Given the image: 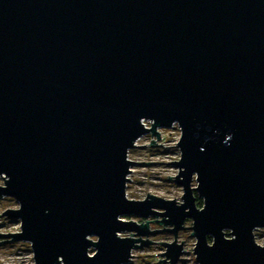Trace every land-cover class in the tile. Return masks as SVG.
<instances>
[{
  "label": "water",
  "instance_id": "water-1",
  "mask_svg": "<svg viewBox=\"0 0 264 264\" xmlns=\"http://www.w3.org/2000/svg\"><path fill=\"white\" fill-rule=\"evenodd\" d=\"M173 124L181 202L125 198L127 151ZM0 178L33 264H128L161 231L176 264L184 228L196 264H264V0H0Z\"/></svg>",
  "mask_w": 264,
  "mask_h": 264
},
{
  "label": "rangeland",
  "instance_id": "rangeland-1",
  "mask_svg": "<svg viewBox=\"0 0 264 264\" xmlns=\"http://www.w3.org/2000/svg\"><path fill=\"white\" fill-rule=\"evenodd\" d=\"M144 127H149V122H143ZM159 138L156 140L150 134L143 135L135 142V147L127 151V159L134 162V166H130V172L126 175L128 181L126 182L125 198L132 200H143L145 195H153L161 197L165 200H175L181 202L182 190L179 186L175 185L172 180L177 174V169L170 161L177 162L179 160V152L176 148L180 132L177 128L170 127L166 129H157ZM155 145H149V141ZM161 144V145H158ZM144 145V146H143ZM136 162H140L135 164ZM149 162V163H147ZM142 163H147L142 164ZM169 163V164H168ZM3 181L0 178V186ZM193 186L195 185L192 181ZM18 204L11 197L0 198V234L19 233L20 224L18 219L7 218L1 213L7 209L16 210ZM129 219L134 220L138 224L144 221L137 217L130 216ZM124 218V219H128ZM150 223L148 230H161L168 229L169 226L158 225L154 220L161 221L159 217L147 218ZM191 221L185 220L183 227H190ZM191 230L184 228L178 231L176 240L178 243L182 241L183 253L180 255L176 264H196L193 257V245L195 239L189 234ZM120 236H126L121 233ZM254 241L257 245L264 242V229L255 230L253 232ZM144 238V237H142ZM11 239L0 237V241H9ZM151 243L140 250H132V257L129 259L128 264H167L157 263L161 258L157 254L163 252V247L159 243H171L172 235L167 231H161L158 234L150 235L146 238ZM0 264H33L30 246L26 242H0Z\"/></svg>",
  "mask_w": 264,
  "mask_h": 264
},
{
  "label": "trees",
  "instance_id": "trees-1",
  "mask_svg": "<svg viewBox=\"0 0 264 264\" xmlns=\"http://www.w3.org/2000/svg\"><path fill=\"white\" fill-rule=\"evenodd\" d=\"M195 205L200 208L201 207V201L199 199H196Z\"/></svg>",
  "mask_w": 264,
  "mask_h": 264
},
{
  "label": "built area",
  "instance_id": "built-area-1",
  "mask_svg": "<svg viewBox=\"0 0 264 264\" xmlns=\"http://www.w3.org/2000/svg\"><path fill=\"white\" fill-rule=\"evenodd\" d=\"M174 126L176 127V125H175V124H173L171 127H174ZM176 128H177V127H176Z\"/></svg>",
  "mask_w": 264,
  "mask_h": 264
}]
</instances>
